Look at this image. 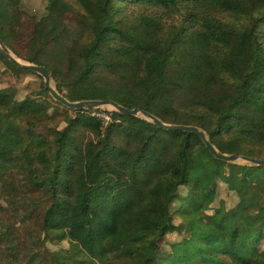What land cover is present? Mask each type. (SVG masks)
I'll return each mask as SVG.
<instances>
[{
	"label": "trees",
	"instance_id": "16d2710c",
	"mask_svg": "<svg viewBox=\"0 0 264 264\" xmlns=\"http://www.w3.org/2000/svg\"><path fill=\"white\" fill-rule=\"evenodd\" d=\"M118 3L123 14L137 12L133 33L114 16ZM90 4L86 22L59 21L26 41L23 59L47 67L64 97L139 107L203 129L221 152L264 159V0ZM69 42L81 67L60 80L38 58L39 44L61 58ZM0 63V76L41 78L1 52ZM40 90L50 100L0 88V264L17 249L11 228L24 213L30 253L16 264H264V224L244 252L226 247L264 216V164L217 159L196 133L114 109L104 125L93 108L53 100L42 79ZM51 106L69 112L62 127ZM220 186L235 197L231 207L218 199ZM196 233L204 250L186 254Z\"/></svg>",
	"mask_w": 264,
	"mask_h": 264
},
{
	"label": "rangeland",
	"instance_id": "374dc122",
	"mask_svg": "<svg viewBox=\"0 0 264 264\" xmlns=\"http://www.w3.org/2000/svg\"><path fill=\"white\" fill-rule=\"evenodd\" d=\"M0 2L3 4L2 15L6 20L3 34L9 41V50L19 60L23 61H25L23 59V56L26 52V41L34 29L45 31L51 25L59 21H65L72 25L86 22L89 18V11L91 6L90 0H0ZM120 7V3L112 6L114 16L125 24L127 30H131V33H133L131 28V19L133 16H136L137 12H134V10L130 12L127 7H124L123 14L120 10ZM72 46V43L69 42L66 47V53L61 58H57L52 54L49 45L40 43V52L38 54V58L42 62L50 66L53 70L59 72L58 79L71 80L78 74L81 67L80 62L77 60L73 53ZM3 68V65L0 63V69ZM9 77L12 76H0V88L9 84L14 89H16L17 98L20 99L28 95L36 99L37 101L50 100V98L40 90L41 79L43 82L42 77L40 78L33 74H27L19 77L18 79H16L15 77ZM51 83L52 85H54V79L52 76ZM54 108L56 107L51 106L49 109V113H51ZM56 109L58 110V114H56V121L54 124L58 127H62L69 115V112L67 113L66 109L62 106H57ZM93 109L101 112L113 110L112 108L104 106ZM57 120H59V122ZM107 123H104V125ZM219 195L220 196L218 197V199L224 201L226 207H231L233 205L235 197L231 193L227 192L223 186H220L219 188ZM221 215L225 219L223 225L224 228L228 232H230L232 224L230 214L222 213ZM28 222V213L22 214L13 222L11 231H13V234H15L19 238V243L17 245V249L14 251V255L12 257H8L5 260L4 264H16L15 258H21V260H23L28 257L30 249L23 242V238L27 234ZM263 224L264 216L258 222L251 226L250 232L248 234L241 235L240 238L235 241L231 237H228V239L226 240V247L228 249L234 248L237 252H244L247 248L250 247L252 241L253 243L256 241ZM176 237V234H172L171 238L169 236L166 240L174 241L177 239ZM210 241L212 242L213 240L210 239ZM258 247L259 249H264V238L258 242ZM183 250L186 254H189L193 251L200 254L204 250V244L199 238L198 233L195 234L191 242H186V246L183 247ZM155 262L156 261L152 262L151 264H158V262Z\"/></svg>",
	"mask_w": 264,
	"mask_h": 264
},
{
	"label": "water",
	"instance_id": "95a60500",
	"mask_svg": "<svg viewBox=\"0 0 264 264\" xmlns=\"http://www.w3.org/2000/svg\"><path fill=\"white\" fill-rule=\"evenodd\" d=\"M0 52L8 58L10 61L15 63L16 65L26 68L30 71H33L40 75L43 78L44 88L48 91L51 98L55 101H58L63 106L69 109H88V108H97V107H109L120 113L141 116L144 119H147L154 123L155 125L168 129V130H181L184 132H193L196 133L208 151L217 159L226 161V162H244L249 164H264V159L252 158L240 154L235 153H224L219 151L209 140L203 129L195 125L189 124H176V123H166L160 120L158 117L153 115L152 113L140 109L139 107H125L111 99H89V100H80V101H70L66 97H64L51 83L50 71L47 67L34 64L31 62L19 60L16 56H14L5 43L0 38Z\"/></svg>",
	"mask_w": 264,
	"mask_h": 264
},
{
	"label": "built area",
	"instance_id": "2783aa9c",
	"mask_svg": "<svg viewBox=\"0 0 264 264\" xmlns=\"http://www.w3.org/2000/svg\"><path fill=\"white\" fill-rule=\"evenodd\" d=\"M91 115L99 117L103 124L107 123L110 120V110H108L107 112L105 111L101 112V111H96L95 109H93V111L91 112Z\"/></svg>",
	"mask_w": 264,
	"mask_h": 264
},
{
	"label": "crops",
	"instance_id": "0c3cea01",
	"mask_svg": "<svg viewBox=\"0 0 264 264\" xmlns=\"http://www.w3.org/2000/svg\"><path fill=\"white\" fill-rule=\"evenodd\" d=\"M5 15V14H4Z\"/></svg>",
	"mask_w": 264,
	"mask_h": 264
}]
</instances>
